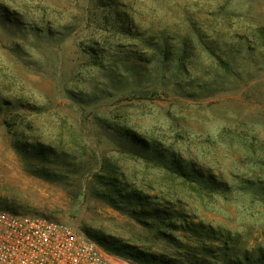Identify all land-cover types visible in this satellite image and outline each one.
Masks as SVG:
<instances>
[{"label": "rangeland", "instance_id": "374dc122", "mask_svg": "<svg viewBox=\"0 0 264 264\" xmlns=\"http://www.w3.org/2000/svg\"><path fill=\"white\" fill-rule=\"evenodd\" d=\"M0 209L260 260L264 0H0Z\"/></svg>", "mask_w": 264, "mask_h": 264}, {"label": "built area", "instance_id": "2783aa9c", "mask_svg": "<svg viewBox=\"0 0 264 264\" xmlns=\"http://www.w3.org/2000/svg\"><path fill=\"white\" fill-rule=\"evenodd\" d=\"M0 264H137L84 229L40 214L0 209Z\"/></svg>", "mask_w": 264, "mask_h": 264}, {"label": "trees", "instance_id": "16d2710c", "mask_svg": "<svg viewBox=\"0 0 264 264\" xmlns=\"http://www.w3.org/2000/svg\"><path fill=\"white\" fill-rule=\"evenodd\" d=\"M101 182L103 184H106L107 188L110 190V194L107 195V198L110 201L120 199L121 201L123 200L122 202L127 203L131 207H142L143 213L149 212L147 209H144L150 206L148 201L137 192H127L126 190H123L120 185L116 184L113 181L106 180ZM134 211L138 212L136 210ZM154 211L156 214L152 213V216L156 215L158 218L166 217L160 215V213L164 215V211H160V209H154ZM175 216L176 215L171 217ZM171 217L169 216L167 217V219ZM84 230L89 236L100 243L106 250L132 259L137 264H264V254L260 260L256 261H254L249 254H245L244 259H231L229 253H223L222 249L216 247H204L202 252L199 251V247L187 248L186 253L180 255L182 257V261H179V259L175 257H168L167 255L151 253L149 251H146V249L126 243L122 239H118L116 237H105L100 233H93L88 229ZM193 230L197 235L202 234L204 238H211V232L212 234H216L211 228H206L202 224L196 225ZM226 244L227 243L225 242V245ZM181 246L183 248H186L185 245ZM206 256H212L215 261H210V259H208V257Z\"/></svg>", "mask_w": 264, "mask_h": 264}]
</instances>
